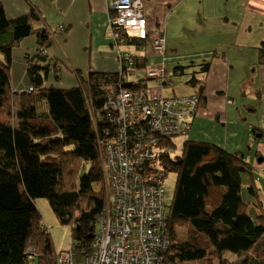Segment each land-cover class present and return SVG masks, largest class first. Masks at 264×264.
<instances>
[{
    "label": "trees",
    "instance_id": "obj_1",
    "mask_svg": "<svg viewBox=\"0 0 264 264\" xmlns=\"http://www.w3.org/2000/svg\"><path fill=\"white\" fill-rule=\"evenodd\" d=\"M24 1L29 13L15 18H8L0 4V264H57L58 249L42 222L35 202L38 198L48 201L60 224L71 226L70 245L79 264L93 250L95 226L104 216L102 146L115 131H122L149 134L159 146L175 147L172 138H186L190 130L169 137L154 132L149 118L139 125L128 119L111 123V114L118 115L107 108L105 97L111 89L114 97L119 87L129 90L138 104L150 101L159 89L147 74L136 78L145 61L134 51H123L132 60L118 63L116 72L88 71L75 87L45 85L49 73L58 71L59 62L48 57L49 30L39 26V9L31 0ZM248 30L254 31L251 26ZM32 34L38 39V48L26 59L29 85L16 91L10 77L13 50ZM248 37L264 64V39L253 34ZM133 41L138 42L136 47L146 49L149 44L152 48L147 39ZM166 80L165 72L162 85ZM28 89L32 91L27 93ZM252 128L261 133L258 126ZM172 151L161 161L168 173L176 174L169 204L165 203L167 176L157 184L162 188L169 235L166 260L177 264H264V206L253 199L257 193L253 183L242 190V175L249 173L242 152L229 153L188 138L176 158ZM242 191L251 200L245 201ZM256 204L259 212L256 208L250 211ZM29 251L34 257H29ZM225 252L234 258L224 257Z\"/></svg>",
    "mask_w": 264,
    "mask_h": 264
},
{
    "label": "crops",
    "instance_id": "obj_2",
    "mask_svg": "<svg viewBox=\"0 0 264 264\" xmlns=\"http://www.w3.org/2000/svg\"><path fill=\"white\" fill-rule=\"evenodd\" d=\"M112 1L31 0L42 17L39 26L50 31L46 32L50 37L48 57L50 61L55 59L59 62L58 73L51 71L45 85L61 89L75 87L88 71H118L117 52L109 41L110 32L113 30ZM141 1L147 28L151 31H160L166 39V21L174 18L184 19L180 15L170 16L172 9L199 2V0ZM0 4L3 5L8 18L29 13V5L24 0H0ZM211 7L214 15L209 16L206 22L197 23L195 20V24L200 27L208 22L206 26L210 34L207 36H215L220 44L214 46L210 43L203 50H196L193 47L183 50L172 42L171 51L157 52L150 48L149 44L142 50L141 47H136L137 41L128 40L121 43L118 41V49L134 51L143 56L145 70L151 67L164 68L166 84L155 85L162 93L167 96L194 94L192 96L197 97L198 110L191 118V131L186 137L188 140L211 143L229 153H238L242 152L244 135L249 129L255 137L257 134L264 135V64L259 62L256 50H253L252 54L247 50L251 48L248 36L255 30H259L255 32L256 39H264V0H223L214 2ZM258 11L260 13H255ZM250 21L255 24L254 31L251 32L248 27L243 29ZM186 22L187 28L194 26L189 19ZM238 25H241L240 28ZM197 32L201 33L199 30ZM23 44L22 48L13 50L11 63L12 86L16 91L25 90L29 85L24 68L26 59L33 57L38 48L36 35L32 34L24 39ZM205 64L207 69L204 71ZM16 65L20 66L19 74L13 71ZM190 70H193L191 74ZM140 71L141 69L138 73ZM171 72L172 74H169ZM135 76L142 78L141 74ZM252 125L258 126L261 133H256ZM259 144L261 148L264 147L263 142ZM241 155L243 157V154ZM256 156L264 159L262 151H257ZM243 182L245 186L242 184V190L253 183L250 179L248 182L243 181L242 176ZM242 194L245 201L250 200L243 191Z\"/></svg>",
    "mask_w": 264,
    "mask_h": 264
},
{
    "label": "built area",
    "instance_id": "obj_3",
    "mask_svg": "<svg viewBox=\"0 0 264 264\" xmlns=\"http://www.w3.org/2000/svg\"><path fill=\"white\" fill-rule=\"evenodd\" d=\"M111 4L114 16L110 35L116 42L147 39L153 50L163 52L165 38L160 31L147 28L141 0H113ZM120 55L123 61L132 60L118 49ZM146 74L158 84L165 80L162 67L147 68ZM155 91L150 101L142 97L144 101L138 104L129 90H123V97H114L110 90L105 97L107 108L109 112H118L111 114V123L128 119L130 124L139 125L149 118L151 129L161 136L173 137L189 131V117L197 109V97H165L161 90ZM115 132L100 151L107 190L104 216L95 226L93 250L79 264H177L166 260L169 235L165 231L162 188L157 186L167 176L161 161L172 146H159L149 134ZM28 255L34 257V252L29 251ZM73 257L71 245L57 250V264H76Z\"/></svg>",
    "mask_w": 264,
    "mask_h": 264
},
{
    "label": "rangeland",
    "instance_id": "obj_4",
    "mask_svg": "<svg viewBox=\"0 0 264 264\" xmlns=\"http://www.w3.org/2000/svg\"><path fill=\"white\" fill-rule=\"evenodd\" d=\"M223 0H199V2H195V3H191L189 5H184V7H176L174 9H172V11L170 12V16L175 15L178 16L180 15L182 19L179 18H174V19H168L166 21L167 23V31H166V36H167V51H171V43L175 42V44H177L181 49L183 50H187L189 48H195L196 50H203L205 48H207L208 44H212V45H216V44H220L217 39H215V36H207V34L209 33V28L208 26H206L208 24L205 23V25L203 26H198L197 24H195V20L197 21V23H200L201 21H208L209 20V16H213L214 15V10L213 7H211V5L215 2H221ZM225 7V5H223ZM222 7V8H224ZM225 9V8H224ZM246 8L243 9V11H245ZM242 10H239V12H241ZM189 19L191 21V24L193 23L194 26L192 27H188L187 28V22L186 20ZM233 20V18L231 19ZM239 20V19H238ZM241 25H238V27L240 28ZM254 27L255 24L253 21L247 22L244 25L243 29H247V27ZM197 30H199L201 33L199 34L197 32ZM259 30H255V32H257ZM255 32L253 33V37L255 35ZM227 38V37H225ZM228 39V38H227ZM38 41V39H37ZM110 44L111 46H113L115 48V51L117 52V58L116 61L117 63H120L123 61V59H121V55L120 57H118V42H116L113 37L110 38ZM121 42H126V41H119V43ZM23 42H20L19 46L17 47V49L22 48L23 46ZM174 48V47H173ZM16 49V48H15ZM249 54H252L253 49L249 48L247 49ZM16 74H19L21 72L20 66L16 65L15 69L13 70ZM12 71V72H13ZM23 72V69H22ZM24 72H26V68H24ZM193 72V70H190L189 73L191 74ZM54 73H58V71H55ZM141 76H146V71L145 69H142L140 71ZM10 77H11V81L13 80L11 71H10ZM58 79H60V76L58 77ZM131 81L130 78L127 79V82ZM133 91L134 89L131 88ZM113 90V89H111ZM123 90L124 88H118V92H119V97H123ZM27 91V90H26ZM29 90L27 91V93H30ZM163 95L165 97H173V96H167L165 93H163ZM192 96L194 94H183V95H176L179 97H187V96ZM163 96V97H164ZM262 98V97H261ZM198 108L196 109L195 113L197 112ZM259 107L257 108L256 113L258 112ZM191 131V128H190ZM185 135V134H184ZM186 138H182V137H174L172 138L173 143L175 144V147H173V151H172V157L176 158L181 151V146H182V142L183 140ZM260 142L264 143V135H262L261 138H256L252 132L250 131V129L246 132V134L244 135V142H243V148H242V154L244 159L247 160L248 164H249V173H245L243 174V181H249V179L251 181H253V184L256 186L257 188V193L256 195L253 197L254 200H259V202L264 206V159L259 156H256L257 151L261 152L264 156V147L261 148V144H259ZM262 158V159H261ZM261 159V160H260ZM175 179H176V174L174 172H169L167 177L164 180V189H165V203L169 204L171 202V198H172V194H173V190H174V185H175ZM243 186H245V183H242ZM251 184V183H250ZM107 193V190H106ZM106 196V194H105ZM249 197V196H247ZM251 200V197H250ZM253 200V201H254ZM251 201V203L253 202ZM36 205L42 215V222L46 223L47 225V231H49L52 240L54 242L55 248L56 249H65L67 247L70 246L71 243V226H65L59 223L58 219L56 218L54 212L52 211L48 201L45 198H38L36 199ZM254 203V202H253ZM252 203V204H253ZM255 206V207H254ZM254 206H250V211L252 208H256L257 212H259V209L257 208L258 205H254ZM249 211V213H250ZM224 257L229 258V259H233V255L229 252H225L224 253Z\"/></svg>",
    "mask_w": 264,
    "mask_h": 264
},
{
    "label": "water",
    "instance_id": "obj_5",
    "mask_svg": "<svg viewBox=\"0 0 264 264\" xmlns=\"http://www.w3.org/2000/svg\"><path fill=\"white\" fill-rule=\"evenodd\" d=\"M262 136V134H257L256 135V137H261ZM242 156V155H241ZM261 160V159H260ZM92 237V236H91Z\"/></svg>",
    "mask_w": 264,
    "mask_h": 264
},
{
    "label": "clouds",
    "instance_id": "obj_6",
    "mask_svg": "<svg viewBox=\"0 0 264 264\" xmlns=\"http://www.w3.org/2000/svg\"><path fill=\"white\" fill-rule=\"evenodd\" d=\"M110 37H111V35H110ZM134 40V39H133ZM137 40H142V39H137ZM146 71V70H145ZM172 149H173V147H172ZM168 174V173H167ZM106 186V185H105Z\"/></svg>",
    "mask_w": 264,
    "mask_h": 264
}]
</instances>
